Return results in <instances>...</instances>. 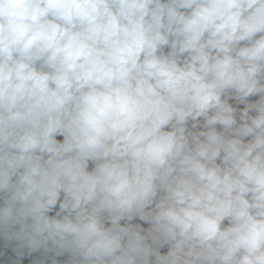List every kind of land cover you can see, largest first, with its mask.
Returning a JSON list of instances; mask_svg holds the SVG:
<instances>
[{
    "label": "clouds",
    "instance_id": "1",
    "mask_svg": "<svg viewBox=\"0 0 264 264\" xmlns=\"http://www.w3.org/2000/svg\"><path fill=\"white\" fill-rule=\"evenodd\" d=\"M0 264H264V0H0Z\"/></svg>",
    "mask_w": 264,
    "mask_h": 264
}]
</instances>
